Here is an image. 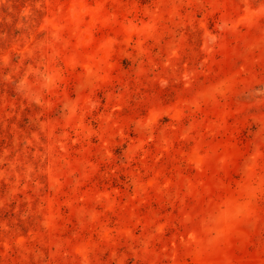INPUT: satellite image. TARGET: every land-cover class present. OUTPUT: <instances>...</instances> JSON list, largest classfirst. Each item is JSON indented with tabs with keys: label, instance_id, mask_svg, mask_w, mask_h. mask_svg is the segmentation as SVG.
<instances>
[{
	"label": "rangeland",
	"instance_id": "rangeland-1",
	"mask_svg": "<svg viewBox=\"0 0 264 264\" xmlns=\"http://www.w3.org/2000/svg\"><path fill=\"white\" fill-rule=\"evenodd\" d=\"M0 264H264V0H0Z\"/></svg>",
	"mask_w": 264,
	"mask_h": 264
}]
</instances>
